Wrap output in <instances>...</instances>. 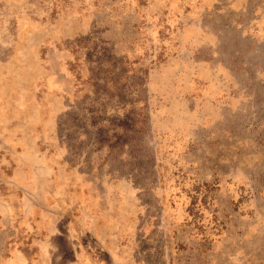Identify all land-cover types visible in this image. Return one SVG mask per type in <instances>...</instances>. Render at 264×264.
Segmentation results:
<instances>
[{
  "label": "rangeland",
  "instance_id": "1",
  "mask_svg": "<svg viewBox=\"0 0 264 264\" xmlns=\"http://www.w3.org/2000/svg\"><path fill=\"white\" fill-rule=\"evenodd\" d=\"M27 264H264V0H0V242Z\"/></svg>",
  "mask_w": 264,
  "mask_h": 264
},
{
  "label": "crops",
  "instance_id": "2",
  "mask_svg": "<svg viewBox=\"0 0 264 264\" xmlns=\"http://www.w3.org/2000/svg\"><path fill=\"white\" fill-rule=\"evenodd\" d=\"M5 241L3 237V241L0 242V254L4 252ZM1 264H27L26 257L19 251L12 253L10 256H2Z\"/></svg>",
  "mask_w": 264,
  "mask_h": 264
}]
</instances>
